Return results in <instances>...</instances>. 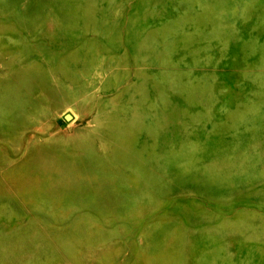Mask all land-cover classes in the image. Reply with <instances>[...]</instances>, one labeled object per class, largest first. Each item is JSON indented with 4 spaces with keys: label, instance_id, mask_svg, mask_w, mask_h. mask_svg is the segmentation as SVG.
<instances>
[{
    "label": "rangeland",
    "instance_id": "1",
    "mask_svg": "<svg viewBox=\"0 0 264 264\" xmlns=\"http://www.w3.org/2000/svg\"><path fill=\"white\" fill-rule=\"evenodd\" d=\"M0 264H264V0H0Z\"/></svg>",
    "mask_w": 264,
    "mask_h": 264
}]
</instances>
